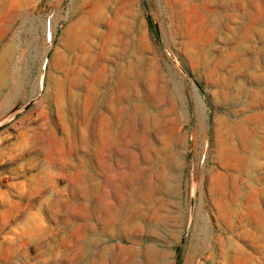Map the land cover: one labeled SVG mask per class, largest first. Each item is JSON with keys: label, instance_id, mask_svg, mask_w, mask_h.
<instances>
[{"label": "rangeland", "instance_id": "374dc122", "mask_svg": "<svg viewBox=\"0 0 264 264\" xmlns=\"http://www.w3.org/2000/svg\"><path fill=\"white\" fill-rule=\"evenodd\" d=\"M176 246L264 264V0H0V264Z\"/></svg>", "mask_w": 264, "mask_h": 264}, {"label": "trees", "instance_id": "16d2710c", "mask_svg": "<svg viewBox=\"0 0 264 264\" xmlns=\"http://www.w3.org/2000/svg\"><path fill=\"white\" fill-rule=\"evenodd\" d=\"M146 17H147L148 27L156 35L157 33H156V29H155L154 23L152 22V20L150 19V17L148 15ZM198 86H199V84H198ZM175 252H176V255L178 257L177 264H180L181 247L180 246H176L175 247Z\"/></svg>", "mask_w": 264, "mask_h": 264}, {"label": "bare ground", "instance_id": "6f19581e", "mask_svg": "<svg viewBox=\"0 0 264 264\" xmlns=\"http://www.w3.org/2000/svg\"><path fill=\"white\" fill-rule=\"evenodd\" d=\"M108 50V49H107ZM123 80V79H122ZM134 82V81H133ZM137 93V92H136ZM141 98V97H140ZM142 99V98H141ZM145 99V98H144ZM150 116V115H149ZM152 116V115H151ZM155 117V116H154ZM152 118V117H151ZM148 119V118H147ZM146 119V120H147ZM157 124V121L155 122V124L154 125H156ZM132 139H133V141L135 142V137H134V135L132 136Z\"/></svg>", "mask_w": 264, "mask_h": 264}]
</instances>
